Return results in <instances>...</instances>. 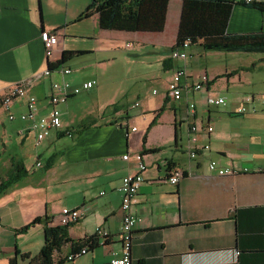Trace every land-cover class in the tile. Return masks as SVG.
Returning a JSON list of instances; mask_svg holds the SVG:
<instances>
[{"label":"crops","instance_id":"0c3cea01","mask_svg":"<svg viewBox=\"0 0 264 264\" xmlns=\"http://www.w3.org/2000/svg\"><path fill=\"white\" fill-rule=\"evenodd\" d=\"M227 1L234 3L226 33L264 31V11L243 0ZM91 3L0 0V93L28 81L29 94L46 115L55 80L72 86L95 81L60 106L70 136L53 129L38 141L26 129L29 123L18 118L27 110V96L15 100L14 120L0 111V179L15 162L27 170L0 197V264H43L45 223L25 227L37 217L59 225L64 208L87 211L68 227L74 241L94 236L97 227H104L109 239L104 244L100 239L74 260L66 258L77 246L66 243L55 252V261L109 264L121 256L120 186L125 175L139 171L136 153H142L147 170L135 204L140 220L132 264H264V171H259L264 168V75L255 82L253 74L245 73L249 65L235 60L248 52L208 51L196 45L189 47L186 61L172 59L183 0H170L162 31L137 32L103 30L96 13L79 19ZM45 30L60 36L52 58L40 39ZM65 51L78 52L61 64L71 73L43 75ZM183 66L189 71L185 83L203 76L207 81L203 89L175 101L166 89ZM210 96L224 98L226 105L209 106ZM137 101L140 106L134 107ZM192 101L195 118L187 112ZM241 107L247 109L244 114L238 113ZM191 122L213 126L211 133L199 136V143L209 144L210 150L202 149L194 159L188 154ZM124 154L130 155L128 160ZM213 160L240 172H210ZM172 168L185 175L175 185L167 179Z\"/></svg>","mask_w":264,"mask_h":264},{"label":"built area","instance_id":"2783aa9c","mask_svg":"<svg viewBox=\"0 0 264 264\" xmlns=\"http://www.w3.org/2000/svg\"><path fill=\"white\" fill-rule=\"evenodd\" d=\"M261 2L262 0H243L245 4H251L252 2ZM59 34L52 33L51 31L45 30L41 33V41L44 44L46 50L47 58H52L55 48L59 42ZM189 44L188 42H184L182 48L173 49L171 52V58L176 60L186 61L189 58ZM71 68L66 67H57L55 69H51L48 67L43 71V75L51 76L53 73L59 74H70ZM188 69L183 66L175 70L172 75L171 80L168 83L167 95L170 96L175 101H181L183 99L184 93H192L194 91H198L203 89L204 83L207 81L206 76H203L202 79L194 84L185 83L184 78L188 77ZM28 81L14 84L7 93H0V111L7 113V118L12 121L17 116L13 111V106L15 100L22 99L27 96V110L22 113L18 118L21 121L28 122L29 126L26 127L28 130H33L38 141H42L49 135V132L53 129H63L64 124L62 121V109L61 104L66 103L71 94H78L82 90L90 89L95 85V81H89L84 83L82 86H72V84L66 80H55L51 85V94L49 96V106L50 112L46 115H41L39 111V107L37 104V98L34 95L29 94L27 90ZM153 93H156V90H153ZM140 101H137L133 104L134 107L140 106ZM207 103L209 106L213 105H226V100L222 97H213L210 96L207 99ZM196 103L189 102L187 105V112L190 118H195L196 116ZM247 111L245 107H241L238 109V113L244 114ZM193 121V120H192ZM137 128L133 127L132 130L135 131ZM65 134L70 136L72 133L71 129L64 130ZM205 131L206 133H211L213 131V126L207 125L202 126L199 123L191 122L190 124V136H189V146H188V154L191 159L197 157L198 153L205 149L210 150L209 144H200L199 136L201 133ZM130 157L129 154H124L123 158L128 160ZM135 159L138 162L139 171L135 174H128L123 177V181L120 186V190L122 192V226L120 228V241L122 247L121 256H116L110 260L109 264H132V255H131V247L133 244L134 238V229L136 224L140 220V217L136 215L135 212V204L137 202V197L139 194L140 185L145 181L144 173L147 170V163L144 161L142 153L134 154ZM40 164V163H38ZM209 171L216 172L220 176L223 175H233L238 174L240 171L236 170V168H221L217 161H211L209 163ZM242 171H248V168L243 169ZM259 171H264L263 169H259ZM184 171L180 168H172L169 171L168 181L173 185L177 184L183 177ZM86 210L84 209H70L64 208L60 214V224L67 225L73 222H78L81 218L86 215ZM95 236H98L102 239L101 244L107 242L109 239V233L104 227H97L95 229ZM88 251V247H83L79 251H74L70 254L66 259L74 260L79 256L86 254Z\"/></svg>","mask_w":264,"mask_h":264},{"label":"trees","instance_id":"16d2710c","mask_svg":"<svg viewBox=\"0 0 264 264\" xmlns=\"http://www.w3.org/2000/svg\"><path fill=\"white\" fill-rule=\"evenodd\" d=\"M169 2L170 0H92L90 6L78 18H88L96 13L99 17V27L103 30L162 31L166 24ZM233 3L227 0H183L177 42L172 50L182 48L183 43L188 42L189 47L200 45L208 51L264 53V31L246 34L226 33ZM248 5L264 11L262 1H254ZM77 53L65 51L60 61L49 63L48 67L55 69ZM118 107L114 106L113 110H117ZM162 110L163 108L159 112ZM155 122V120L151 122L148 130ZM148 130L143 136L144 144ZM21 163L15 162L7 177L0 179V197L7 194L12 186L27 174L26 168ZM50 220L49 217H37L25 227L27 229L37 223H45V242L41 249L43 264H60V261L54 260V254L66 243L71 242L72 246H77L74 250L76 252L83 247H93L99 243L100 238L95 235L78 242L74 241L68 232L71 224L51 225Z\"/></svg>","mask_w":264,"mask_h":264},{"label":"rangeland","instance_id":"374dc122","mask_svg":"<svg viewBox=\"0 0 264 264\" xmlns=\"http://www.w3.org/2000/svg\"><path fill=\"white\" fill-rule=\"evenodd\" d=\"M239 55L236 61L239 63H244L245 65H249V69L245 71V73L250 74L248 76H254L255 82L259 78L260 75H264V54L263 53H245V54H237ZM143 62V61H140ZM142 64V63H140ZM124 79H122L123 81ZM155 87L159 88L158 84Z\"/></svg>","mask_w":264,"mask_h":264}]
</instances>
